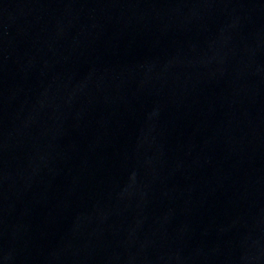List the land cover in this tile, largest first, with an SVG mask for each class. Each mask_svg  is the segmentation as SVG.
Returning <instances> with one entry per match:
<instances>
[{"label": "water", "instance_id": "obj_1", "mask_svg": "<svg viewBox=\"0 0 264 264\" xmlns=\"http://www.w3.org/2000/svg\"><path fill=\"white\" fill-rule=\"evenodd\" d=\"M0 264H264V0H0Z\"/></svg>", "mask_w": 264, "mask_h": 264}]
</instances>
